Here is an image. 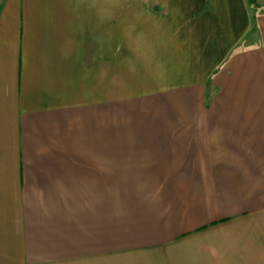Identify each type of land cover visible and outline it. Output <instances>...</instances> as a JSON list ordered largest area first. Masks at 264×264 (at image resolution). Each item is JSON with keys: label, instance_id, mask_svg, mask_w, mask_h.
<instances>
[{"label": "crops", "instance_id": "crops-1", "mask_svg": "<svg viewBox=\"0 0 264 264\" xmlns=\"http://www.w3.org/2000/svg\"><path fill=\"white\" fill-rule=\"evenodd\" d=\"M0 0V264H264V0Z\"/></svg>", "mask_w": 264, "mask_h": 264}, {"label": "trees", "instance_id": "trees-1", "mask_svg": "<svg viewBox=\"0 0 264 264\" xmlns=\"http://www.w3.org/2000/svg\"><path fill=\"white\" fill-rule=\"evenodd\" d=\"M250 1L254 3V1H252V0H250Z\"/></svg>", "mask_w": 264, "mask_h": 264}, {"label": "rangeland", "instance_id": "rangeland-1", "mask_svg": "<svg viewBox=\"0 0 264 264\" xmlns=\"http://www.w3.org/2000/svg\"><path fill=\"white\" fill-rule=\"evenodd\" d=\"M262 10H264V7L262 8Z\"/></svg>", "mask_w": 264, "mask_h": 264}]
</instances>
